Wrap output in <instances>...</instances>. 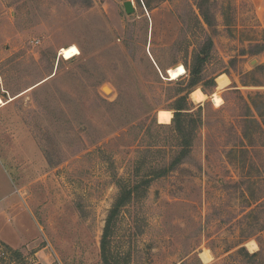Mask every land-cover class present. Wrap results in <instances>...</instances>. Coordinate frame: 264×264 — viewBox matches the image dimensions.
Here are the masks:
<instances>
[{"label": "rangeland", "instance_id": "obj_1", "mask_svg": "<svg viewBox=\"0 0 264 264\" xmlns=\"http://www.w3.org/2000/svg\"><path fill=\"white\" fill-rule=\"evenodd\" d=\"M124 1L0 0V232L21 245L17 258L0 243V264H103L117 181L149 180L110 238L125 264H243L240 245L264 250V50L251 53L264 0H131L130 13ZM183 94L199 114L169 168Z\"/></svg>", "mask_w": 264, "mask_h": 264}, {"label": "trees", "instance_id": "obj_2", "mask_svg": "<svg viewBox=\"0 0 264 264\" xmlns=\"http://www.w3.org/2000/svg\"><path fill=\"white\" fill-rule=\"evenodd\" d=\"M211 46V41L208 42V44L203 47L200 51L194 54L193 58V66L191 68V79L189 80L187 86L193 87L195 86L200 80V73L202 70L203 63L209 54V49ZM264 50V42L262 44H255L253 45V49L251 53H259ZM263 67V66H261ZM214 83V82H213ZM187 96L186 94L179 95L175 102L176 105L173 106L174 109V115L172 117L171 123L173 126L174 131L179 134L180 140L179 146L180 151L178 152L177 156L173 159V161L170 163L169 168H173L176 163L183 157L187 152L186 149L189 146V142L186 139V131L188 130L186 128V124L188 122L187 117L191 114H199L193 113L190 108L187 107ZM253 108L257 112V114H261L259 112V108L256 104L253 103ZM168 168L162 167L154 171L155 175H164L167 172ZM119 191L117 194V197L115 198L111 208L108 211L105 224L103 227V232L100 240V252H101V260L103 264H125V259L120 261L116 257L112 255L109 249L110 244V238L112 237L113 228L115 226L117 217L120 213V210L124 205H126L134 196L140 195L138 194L140 191H143L141 189V185L145 187V185L149 184V180H141L137 181L133 184H128L123 181H117ZM4 245V247L9 251L11 254L15 255V257H20L21 253L18 252V250L13 249L9 245L0 242ZM259 250L255 252H248L244 245H240L235 251L234 255L238 258V261L243 264H260L264 263V250L261 243L258 241ZM241 244L238 243L237 246ZM120 256V255H118ZM124 256V255H123ZM121 256V257H123Z\"/></svg>", "mask_w": 264, "mask_h": 264}, {"label": "bare ground", "instance_id": "obj_3", "mask_svg": "<svg viewBox=\"0 0 264 264\" xmlns=\"http://www.w3.org/2000/svg\"><path fill=\"white\" fill-rule=\"evenodd\" d=\"M227 83H228V81H227V78L225 76L221 75V76L217 77V84L219 87H223ZM104 89H105V91H109L108 86H105ZM190 97L193 101L200 102L204 99L205 95L199 89H196L190 93ZM212 100L215 103H218V104L221 103V98H219L217 95H213ZM171 116H172V113L169 110L159 109L157 111V118L160 122H169L171 119ZM202 259H203V261H207L209 259V255L207 253H203Z\"/></svg>", "mask_w": 264, "mask_h": 264}, {"label": "crops", "instance_id": "obj_4", "mask_svg": "<svg viewBox=\"0 0 264 264\" xmlns=\"http://www.w3.org/2000/svg\"><path fill=\"white\" fill-rule=\"evenodd\" d=\"M1 208H3V207H0V209ZM0 241L1 242H3V243H5V244H7V245H9L10 247H20L21 245H18V244H15V242L14 241H10V240H8V239H6L3 235H2V233L0 232Z\"/></svg>", "mask_w": 264, "mask_h": 264}, {"label": "water", "instance_id": "obj_5", "mask_svg": "<svg viewBox=\"0 0 264 264\" xmlns=\"http://www.w3.org/2000/svg\"><path fill=\"white\" fill-rule=\"evenodd\" d=\"M124 9L127 13H130L133 11V4L131 0H126L123 2ZM104 89V87H103ZM105 90V89H104Z\"/></svg>", "mask_w": 264, "mask_h": 264}, {"label": "built area", "instance_id": "obj_6", "mask_svg": "<svg viewBox=\"0 0 264 264\" xmlns=\"http://www.w3.org/2000/svg\"><path fill=\"white\" fill-rule=\"evenodd\" d=\"M214 104H215V105H219L218 103H215V102H214ZM34 264H35V263H34Z\"/></svg>", "mask_w": 264, "mask_h": 264}]
</instances>
